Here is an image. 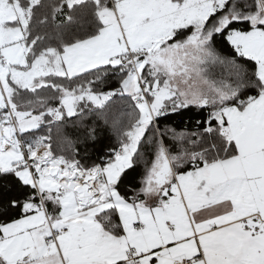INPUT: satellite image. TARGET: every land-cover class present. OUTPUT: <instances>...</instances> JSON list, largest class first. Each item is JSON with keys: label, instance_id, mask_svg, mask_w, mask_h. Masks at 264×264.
Here are the masks:
<instances>
[{"label": "snow or ice", "instance_id": "snow-or-ice-1", "mask_svg": "<svg viewBox=\"0 0 264 264\" xmlns=\"http://www.w3.org/2000/svg\"><path fill=\"white\" fill-rule=\"evenodd\" d=\"M0 264H264V0H0Z\"/></svg>", "mask_w": 264, "mask_h": 264}, {"label": "trees", "instance_id": "trees-1", "mask_svg": "<svg viewBox=\"0 0 264 264\" xmlns=\"http://www.w3.org/2000/svg\"><path fill=\"white\" fill-rule=\"evenodd\" d=\"M69 136H74V132L71 129L66 130Z\"/></svg>", "mask_w": 264, "mask_h": 264}]
</instances>
